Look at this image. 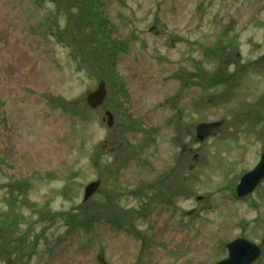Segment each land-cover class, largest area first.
<instances>
[{"label": "rangeland", "instance_id": "374dc122", "mask_svg": "<svg viewBox=\"0 0 264 264\" xmlns=\"http://www.w3.org/2000/svg\"><path fill=\"white\" fill-rule=\"evenodd\" d=\"M263 150L264 0H0V264H264Z\"/></svg>", "mask_w": 264, "mask_h": 264}, {"label": "water", "instance_id": "95a60500", "mask_svg": "<svg viewBox=\"0 0 264 264\" xmlns=\"http://www.w3.org/2000/svg\"><path fill=\"white\" fill-rule=\"evenodd\" d=\"M107 94V88L104 81H100L98 86L88 91L85 97L90 107H96L102 103ZM107 123L111 125L113 122V113L106 111ZM223 119L211 121H201L195 126V141L201 142L205 138L211 136L220 130ZM264 179V150L261 152L257 163L248 171H246L239 179L236 185V194L240 197L251 194L257 185ZM100 181H90L84 188L83 199L90 197L98 188ZM227 256L217 260L213 264H251L261 254V247L254 241L243 236L235 237L226 244Z\"/></svg>", "mask_w": 264, "mask_h": 264}, {"label": "trees", "instance_id": "16d2710c", "mask_svg": "<svg viewBox=\"0 0 264 264\" xmlns=\"http://www.w3.org/2000/svg\"><path fill=\"white\" fill-rule=\"evenodd\" d=\"M95 1L97 2V4L100 7V0H95ZM79 4L81 5L83 3L81 1H79ZM94 12H96V11H94ZM97 12H98V8H97ZM91 14H93L91 9H86V11L84 12L85 20H88L89 24L94 22V25H95V27H93V25H90L87 29L92 30V28H93L94 29L93 31H95V30L99 31V25L97 24V22H100L102 24L103 23V18H101V17L94 18V16H91ZM75 18H77V17L75 16ZM105 20H104V24L107 23V22H105ZM87 29L85 31V35L88 34L87 33Z\"/></svg>", "mask_w": 264, "mask_h": 264}, {"label": "bare ground", "instance_id": "6f19581e", "mask_svg": "<svg viewBox=\"0 0 264 264\" xmlns=\"http://www.w3.org/2000/svg\"><path fill=\"white\" fill-rule=\"evenodd\" d=\"M147 86V83L146 82H142L141 84H140V88H143V87H146ZM159 87V86H158ZM162 223V221L160 222V224ZM165 231V228H164V226L163 225H160L159 226V228H158V233L160 234V233H163ZM176 234V231H171V234H170V236H173V235H175Z\"/></svg>", "mask_w": 264, "mask_h": 264}, {"label": "flooded vegetation", "instance_id": "af4514ba", "mask_svg": "<svg viewBox=\"0 0 264 264\" xmlns=\"http://www.w3.org/2000/svg\"><path fill=\"white\" fill-rule=\"evenodd\" d=\"M202 121H203V120H202ZM204 121H205V120H204ZM206 121H209V120H206ZM200 122H201V121H200ZM198 123H199V122H198ZM216 132H217V131H216ZM216 132H215V133H216ZM215 133H214V134H215ZM214 134H212V135H214ZM212 135H211V136H212ZM209 137H210V136H209ZM207 138H208V137H207ZM205 139H206V138H205ZM205 139H204V140H205ZM260 154H261V153H260ZM262 180H264V179H262ZM262 180H261V181H262ZM260 183H261V182H260ZM260 183H259V184H260ZM259 184H258V185H259ZM258 185H257V186H258ZM235 190H236V187H235Z\"/></svg>", "mask_w": 264, "mask_h": 264}]
</instances>
